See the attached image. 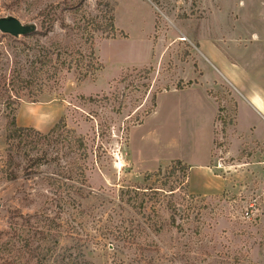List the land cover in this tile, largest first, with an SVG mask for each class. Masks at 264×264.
I'll list each match as a JSON object with an SVG mask.
<instances>
[{"label": "rangeland", "instance_id": "obj_1", "mask_svg": "<svg viewBox=\"0 0 264 264\" xmlns=\"http://www.w3.org/2000/svg\"><path fill=\"white\" fill-rule=\"evenodd\" d=\"M51 3L63 5L41 35ZM105 15L127 38L96 33L92 46ZM3 19L34 31H0V264H264V113L247 102L248 89L264 96V0H0ZM91 49L101 70L83 80ZM46 55L66 64L35 97L19 90L17 123L44 135L65 124L10 151L9 80ZM213 142L220 191L195 195L203 174L166 187L174 160L206 163ZM16 224L33 231L8 258Z\"/></svg>", "mask_w": 264, "mask_h": 264}, {"label": "trees", "instance_id": "obj_2", "mask_svg": "<svg viewBox=\"0 0 264 264\" xmlns=\"http://www.w3.org/2000/svg\"><path fill=\"white\" fill-rule=\"evenodd\" d=\"M156 2V1H155ZM157 3V2H156ZM66 4V3H65ZM63 4L60 3H51L50 5H48L45 9V11L40 13V18H41V35H46L50 32V30L53 28L54 24L56 23V19L58 17V9L60 7H62ZM83 2L79 3V7H82ZM69 9H72V6L68 7ZM74 8V7H73ZM106 20V23H100L97 20H93L90 22V26L92 29V33L91 36L89 38V42L90 44L93 46L94 44V38H95V34L96 33H102L106 36V38L111 39V40H115L118 36V33L124 37L127 38V35L124 32H118V29L115 25V20L113 17L111 16H107L105 15L103 17ZM91 62L86 66L87 67V71L85 73V76H83V80L88 77L89 75L94 76L98 71L101 70V66L96 64L95 60V52L93 49H91V56H90ZM55 57L53 55H46L43 57H38L37 59H35L31 65H30V75L27 78H23L22 74H18L16 76H12V79L9 80V86H12V90H14L16 92V95H14L15 97L12 99L11 97H9V99L7 101L4 102V104H6V111H8V135H7V144L9 146V150L13 151L15 149L16 146H20L22 145L26 140L30 139L32 136L34 137H39V138H48L50 136H53L55 134H57L61 127L65 124V118H62L61 121L56 124L53 129L49 132L48 135H44L40 132H37L35 130L32 129H28V128H24V127H20L17 123V107H19L20 105V101H21V94L19 93V90L21 91L22 89H25L29 96H31L32 98L35 97L36 95H38V91L41 90V92L43 91V83L44 81L50 80L52 78H50V74L53 75V73L49 70L50 68H52L53 66H55L56 63H61L62 66H65V62L63 63L61 60H59L58 62L55 63ZM84 61V59H82ZM73 64H75L77 66V64L79 66L83 65L82 61H77L74 60L69 64V69L71 70ZM39 66V67H38ZM39 68V69H37ZM47 71L48 77L45 78V74L44 71ZM44 73V74H42ZM39 74V75H38ZM42 76H41V75ZM41 81V82H40ZM38 83L42 84L41 86H38ZM179 89V88H178ZM156 100L157 97L154 96L153 97V108L155 109L156 107ZM37 102V101H34ZM153 111V110H152ZM151 111V112H152ZM150 112V113H151ZM149 113V115H150ZM218 120V118H217ZM78 145L79 147H84V142L81 138L79 139H73ZM164 171L162 169L158 170V172L156 173H151L147 175V180H151V178L163 173ZM190 173H191V168L188 167L186 164H184V162H182L181 160H174L173 163L171 164V166L166 169L165 171V177L167 178L166 181V187L169 184L170 180L177 177V176H183V177H190ZM83 179V184H85L86 182V178L84 175H82ZM70 190H73L76 194H80V192L82 191L83 188L78 187V186H70L68 185ZM175 189H171L170 192H174ZM136 192L137 189H132V190H128L127 194L129 195V199L127 201L128 205L134 209L135 211L139 212L140 211V207H138V205L136 204ZM141 212V211H140ZM12 230L14 232L15 235V239L10 238L8 239V241L6 243H4L1 247V250H4L5 253H7V257H11V255H13L14 252V248L16 247L17 243H16V238L17 239H21L26 238L28 235L27 233H31L32 234V228L29 229L27 228L26 225H13L12 226ZM35 230V229H34ZM37 230V229H36ZM35 230V231H36ZM42 235L43 237H45V241H48L51 238V231H36L35 233H33L34 235ZM79 261H76V259H68L67 263L64 264H81L78 263ZM40 264V263H39ZM87 264V263H86Z\"/></svg>", "mask_w": 264, "mask_h": 264}, {"label": "crops", "instance_id": "obj_3", "mask_svg": "<svg viewBox=\"0 0 264 264\" xmlns=\"http://www.w3.org/2000/svg\"><path fill=\"white\" fill-rule=\"evenodd\" d=\"M253 91H249V89L247 90V93L249 95V99H247V102L250 104V106L259 114L262 115V113H264V96L262 94L253 92ZM173 94H180L182 92H170ZM169 93L166 94H162L158 97V101H157V105L159 104L161 98L164 95H167ZM149 119V118H148ZM147 119V120H148ZM214 147V142L211 145L210 149H209V160L206 163L203 164H196V165H192L190 166L191 168V173H190V186H191V177L194 178L195 175L197 174H203L206 179H207V183L205 185L204 189H201L200 192H196L197 194L195 195H201V196H210L212 193H214L215 191H220L221 188V183L218 180V176H216L214 174V172L212 171L211 168V157H212V150ZM166 165V164H165ZM194 194V193H193Z\"/></svg>", "mask_w": 264, "mask_h": 264}, {"label": "water", "instance_id": "obj_4", "mask_svg": "<svg viewBox=\"0 0 264 264\" xmlns=\"http://www.w3.org/2000/svg\"><path fill=\"white\" fill-rule=\"evenodd\" d=\"M0 31L12 36L27 35L34 31L33 28L24 26L16 19H3L0 21Z\"/></svg>", "mask_w": 264, "mask_h": 264}]
</instances>
